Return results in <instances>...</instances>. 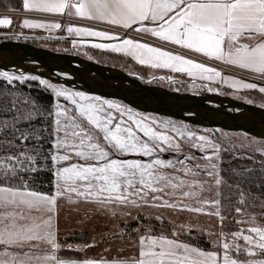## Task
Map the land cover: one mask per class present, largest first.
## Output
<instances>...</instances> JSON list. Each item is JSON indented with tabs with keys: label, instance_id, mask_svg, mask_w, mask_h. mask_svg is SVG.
Returning <instances> with one entry per match:
<instances>
[{
	"label": "snow or ice",
	"instance_id": "1",
	"mask_svg": "<svg viewBox=\"0 0 264 264\" xmlns=\"http://www.w3.org/2000/svg\"><path fill=\"white\" fill-rule=\"evenodd\" d=\"M23 8L29 11L58 13L74 9L77 16L106 21L124 29H132L133 25L139 24L140 27L135 28V31L150 33L164 41L203 53L216 60L226 58V63L249 69L264 78V0H23ZM11 24L10 17L0 18V26ZM23 24L30 28L44 26L27 19ZM52 27L59 29L62 25L56 23ZM67 31L78 35L120 39L107 31L90 28L69 26ZM242 40L249 42L244 43ZM93 46L133 54L146 51L152 55L148 61L140 59V63L151 62L153 67L172 68L176 72H187L190 76L193 74V68L199 70L204 79L211 80L221 75L215 68L206 67L203 63H196L183 55L162 51L160 48L136 43L131 39H123L122 44ZM205 73L209 75L205 76ZM0 77H4L9 84L13 80L23 82L21 77L9 75L6 71L0 72ZM23 79L36 80L38 77ZM40 83L47 82L40 80ZM243 87L255 89L257 86L247 83ZM54 91L56 96L71 99L76 105L78 115H69L66 109L55 113L56 138L53 147L63 149L64 154L58 153L51 159L54 163L68 162L72 160L74 153L83 163H71L55 171L54 194L30 189L28 183L23 181L22 174L40 170L37 167L38 157L27 151V142L33 139L32 132L22 131L17 124L22 121L30 122L33 117L31 114L23 118L16 116L11 125L7 121H0V137H3L6 131L15 134L14 139L0 142V249H3L0 250V264H264V224L259 222L264 220V198L256 197L251 192L246 195L239 185L236 186L241 197L238 203L246 205L247 199L251 197L254 201L251 207L257 208L258 201L259 211L249 214L245 207L234 209L241 217L236 221L237 225L253 226L231 233L221 231L222 237L232 238L231 243H222V256L219 250H202L198 246L179 241L175 238L178 235L175 230L172 233L173 238L153 235L149 230L145 235L139 236L135 257L112 260L60 257L58 253L72 250V246L65 247L59 243L58 230L54 227L52 214L57 208L58 198L66 197L71 203L73 194L77 198L94 201L104 208H112L114 216L117 214L116 208L167 207L202 213L207 205L214 209L207 214L220 217L221 224L225 217L221 214V200L200 199L201 191L207 184V181L198 179L200 175L213 178L216 187L223 183L217 171L218 165L213 162L220 149L208 137H196L193 132L187 133L191 147L202 154L206 148L212 150L211 155L202 157L206 161L202 167L196 162L194 154H183L180 144L172 137L154 131L143 120H136L135 126L147 140H141L131 127H122L123 112L120 113L121 119L115 123L113 130L110 125H113L117 117L112 112H105L103 107L106 104L109 109L117 108L118 105L111 101L105 100L99 105L77 104L76 100L72 99L73 96L84 100L90 98L83 92L68 94L62 89ZM259 91L264 92V87H260ZM2 95L10 96L0 93V96ZM94 99L99 100V97ZM57 108L59 109V105ZM10 110H17V101L14 99H10ZM61 117L64 118L63 121ZM128 119L132 120V116L129 115ZM175 131L180 136L184 135L179 129ZM99 133H103V136ZM35 139L41 138L37 136ZM17 140L24 146L23 150L16 144ZM162 144L166 147L161 146ZM14 148L17 152L11 154ZM256 151L264 155V149L258 148ZM165 152H171L176 158H161L160 154ZM130 154L153 159L143 161L112 158L113 155L119 157ZM177 154L182 155V158ZM168 169L171 171H164ZM17 180L21 181L19 185L13 183ZM185 188L188 190H184ZM165 196L174 199L169 202L164 199ZM184 197L194 198L196 206L184 203ZM125 215L130 216L131 213ZM156 219L160 220L161 217L157 216ZM139 231L140 229L134 230ZM95 246V243H91L84 247ZM76 251H80L79 246ZM241 255H244L245 259H240Z\"/></svg>",
	"mask_w": 264,
	"mask_h": 264
},
{
	"label": "rangeland",
	"instance_id": "2",
	"mask_svg": "<svg viewBox=\"0 0 264 264\" xmlns=\"http://www.w3.org/2000/svg\"><path fill=\"white\" fill-rule=\"evenodd\" d=\"M0 9L13 8H10V6H0ZM3 17L5 16L0 15V18ZM8 17H10L13 22V18L11 16ZM20 24L22 25L23 22H20ZM32 29H36V27H32ZM18 31L20 34L12 35L9 29L1 30L0 28V40L4 38L23 40L39 46L50 48L54 51L85 55V52H83V48H80L76 44H73L71 42L60 40L54 37L39 36L35 33L20 32V30ZM89 53V56H92L97 62L106 64H109V62L118 63L119 68L123 69L129 75L142 80V82L146 84L162 86L170 90L185 93H219L222 95L230 96L234 99L261 105L264 107V92L259 91V88L264 87V85H262V83H259L258 81H249L247 79L240 78V75H231L234 76V78L237 80V83L231 89L222 88L220 86L218 88V86H216V82H222L223 77L226 76L225 74L219 76L217 80L216 76L215 78L208 80L211 81L210 84H194L190 83L188 79H186L181 74L141 68L133 64L130 60L122 57L102 55L95 52L92 53L90 51ZM25 62H27L26 66H30L31 60L29 59V57L27 59L25 57ZM34 66L35 68L40 69V72H42L43 74H37L27 71L19 73L12 70L0 69V72L6 71L9 75L19 76L22 78L23 82H21V80H13L11 83V86L13 87L18 84L24 83L27 80H32L23 78H30L33 76L38 77V79H36L35 81H38L43 88L51 91L55 98L54 109L52 112L53 122L50 128L47 125H43V128L38 127V129L36 130H31L29 127L24 126L18 127L22 131L32 132L33 139L27 142V151L29 154H35L38 157L37 167L40 170L35 173L22 174L23 181L28 183L30 189H32V182H36L38 184L46 182L42 179V177H39V173H41L42 171H50L53 174V190L51 193L46 194H54L56 191V177L54 175L55 171L60 167L69 166L71 163H83V161H81L78 157H75L74 153H72V160L68 162L59 161L54 163L51 159L53 155H57L58 153L64 154L63 149H57L53 147L56 138V133L54 131L56 127L55 113L60 109H66L68 110L69 115H78V113L76 112V105L72 103V100L66 99L64 96H56L54 89H62L68 94L83 92L87 97L90 98L84 100L80 97L73 96L72 99H75L77 104L95 103L99 105L105 100L111 101L113 104L118 105V107L109 109L106 104L103 105V107L105 112H112L113 115L117 117V119L113 122V125H110L113 130L115 128V123L119 122V120L121 119L120 113L123 112L124 115L122 119L124 121V124L122 125V127H131L136 135L141 138V140H147V138L144 137L143 134L140 133L135 126L136 120H143L144 123L148 124L154 131H158L172 137L175 142L180 144L183 154H194L197 158L196 162L199 163L202 167L206 163V161L202 157L204 155H211L212 150L206 148L205 152L202 154L197 149L191 147L190 138L187 136V133L193 132L195 133L196 137H199L201 135L206 136L220 149L219 154L214 157L213 162L217 163L218 165L217 171L220 173V178L222 179L223 183L219 187H216L214 185L213 178H209L203 174L200 175L198 179L201 181H207V184H205L204 186V190L201 191L200 199L221 200V214L225 217L222 224L220 223V217L207 214L208 212L214 211L212 207L207 205L205 206V211L202 213H194L186 210L180 211L178 209H169L167 207H126L122 209L116 208L115 211L117 214L114 216L112 215V208H104V206L99 205L94 201H86L83 198L75 197V194H73V202L71 203L67 200L66 197L58 198L57 208L52 214L54 227L58 231L75 230V232L71 233V235L78 231L86 232L90 235V242L88 244L95 243L96 246L85 248V244H80V242H76L77 244H72L69 242H61L60 240L61 245L65 247L71 245L72 249L75 250L79 246L80 251L76 252H80L81 255L84 256H97L103 253L114 255L119 253L116 247L121 246L123 244V240L126 243L125 245L127 249V243L129 241H134L133 239L137 241L140 235H145L149 230H151V234L153 235H164L169 237H172V233L175 230L178 233L175 238L184 240L189 243L196 242L199 244L201 242H208L210 244V249L213 250L214 247L222 246L223 242H232V238L230 236L222 237L220 235L221 231H223L224 233H231L239 230L240 228L253 226L252 224L237 225L236 221L238 219H241V217L235 213L234 209L236 207H245L247 213L255 214L259 211V202L257 201V208L253 209L251 205L254 201L251 197H249L247 199L246 205H240L238 201L241 197L240 193L236 190V186L239 185L247 195L251 191L245 189V187H243L244 184H246V182H252L254 180L255 182H257L259 180L255 179V177L259 178L258 173H254L256 170L260 171V173H264V155H261L258 151H256V149L258 148L264 149V139L252 136L243 131L225 130L219 127L209 128L190 124L183 120L175 119L172 117L140 111L121 100L106 98L84 90H80L76 87L69 86L62 80H54L51 77L52 75H55L52 71L46 70L38 64H35ZM55 76L58 77V75ZM40 80H44L47 83L41 84ZM67 80L70 84H78L74 78L68 77ZM213 80H215V82ZM245 80L249 83L255 84L257 87L255 89L243 87L244 84H247ZM213 82L215 84H213ZM3 83L5 85H9L8 81L4 77H0V85L3 86L2 88H0V93L4 92ZM49 85H52L53 87H49ZM6 92H10V89H8ZM3 96L4 95L0 96V98H2ZM17 96L20 97L21 95L17 94ZM96 97H99V100L94 99ZM23 99L25 100L26 98ZM2 104L7 105L6 102ZM57 105H59V109L57 108ZM23 110L26 115L31 114L32 117L36 115V111L30 106H27ZM129 115L132 116V120L128 119ZM60 119L63 121L64 118L61 117ZM0 121H7L9 125L12 124L10 119L0 118ZM173 126H175V128ZM175 129H179L184 133V135L180 136L177 131H175ZM99 135L102 137L103 133H99ZM121 135H124V133H121ZM14 136L15 134L13 132L6 131L3 137H0V142H2L3 140L14 139ZM37 136L41 139L36 140L35 137ZM49 143L51 144V146H49ZM16 144L20 145V141L17 140ZM161 146L165 145L162 144ZM23 148L24 146L20 145V150H23ZM16 152L17 149L15 148L11 150V154H16ZM165 153L172 154L171 152ZM177 155L181 156L182 158V155ZM112 158L143 160L140 156L135 154L120 155L119 157L113 155ZM151 159H144L143 161H149ZM164 171L170 172L171 169ZM188 179H191V177H188ZM13 183L19 185L21 181L17 180ZM184 190L188 189L185 188ZM193 190L200 191L199 189ZM252 194L255 195L254 192ZM177 196H179V192L177 193ZM255 196L258 197L257 195ZM164 199L172 202V199L174 198L165 196ZM183 202L196 206L195 199L191 197H184ZM129 212L131 213L130 216L125 215V213ZM157 216L161 217V219L157 220ZM259 222L261 224H264V220H260ZM181 226H183L182 229ZM136 229H140V231L134 232V230ZM68 236H64L63 238H66ZM217 241H220V243H218ZM238 242L244 243L243 241ZM123 248L124 247H122V249ZM240 259H245V256L241 255Z\"/></svg>",
	"mask_w": 264,
	"mask_h": 264
},
{
	"label": "water",
	"instance_id": "3",
	"mask_svg": "<svg viewBox=\"0 0 264 264\" xmlns=\"http://www.w3.org/2000/svg\"><path fill=\"white\" fill-rule=\"evenodd\" d=\"M20 51L22 60L15 64L8 55ZM26 59L31 60L26 66ZM35 64L52 71L55 80L106 98L117 99L144 112H151L190 124L243 131L264 139V107L219 93L196 94L146 84L123 69L103 64L81 54L54 51L31 42L4 38L0 40V69L43 74ZM78 84H70L67 78ZM163 158L176 157L161 153ZM144 159L145 158L140 156ZM181 158V156H179Z\"/></svg>",
	"mask_w": 264,
	"mask_h": 264
},
{
	"label": "crops",
	"instance_id": "4",
	"mask_svg": "<svg viewBox=\"0 0 264 264\" xmlns=\"http://www.w3.org/2000/svg\"><path fill=\"white\" fill-rule=\"evenodd\" d=\"M0 15H3L5 17L11 16L13 18V22L9 26H3L1 30H8L11 32V34H20V32H28V33H35L39 36H47V37H54L60 40H65L67 42H71L73 44H76L78 47L83 48L85 52L84 56H88V58L94 60L92 56H89V51L92 53H98L102 55H108V56H117L122 57L130 60L133 64L137 65L141 68H148L158 71H168L173 72L176 74L183 75L190 83L194 84H210L211 81H208V79L202 78L200 71L193 68L192 72L193 74L190 76L187 72H176L172 68H165V67H153L151 62L146 63H140V59H144L145 61L149 60V57L152 55L150 53H147L146 51H137L134 54L131 52H116L113 51L111 48H97L94 47V44H122L123 39H131L136 43H145L148 44L151 47L160 48L162 51H170L173 54H180L183 55L186 59H192L196 63H203L206 67L215 68L217 71L221 73V75L225 74L226 76L223 77L222 82H216V86L222 87V88H229L231 89L235 84L237 83V80L234 78V75H240V78L247 79L249 81H258L259 83H262L264 85V78L260 76V74L255 73L249 69H243L239 68L238 66L230 65L226 63V58L222 60H216L213 58H210L206 56L203 53H196L192 50L186 49L182 47L181 45H176L174 43L164 41L158 37L152 36L150 33H144L142 31H135V28L140 27L139 24L133 25L132 29H124L122 26L112 25L106 21H100V20H91L86 17H80L75 15L74 9H67L63 13L58 12H43V11H29L25 10L23 8V0H21V5L19 9H14V11H10V9H0ZM67 16V19H65ZM25 19L43 24V27H36V29H32V27H26L24 24H20V22H23ZM59 23L62 25L61 28L57 29L52 27L53 24ZM69 26L72 27H80V28H90L92 30L96 31H107L112 36H118L120 39H107L103 37H93L88 36L84 34H76L75 32L69 33L67 31V28ZM12 30V31H11ZM244 43H248L247 40H242ZM205 76L209 75V73H205ZM220 75V76H221ZM215 78V77H214ZM219 78V76H216V80ZM222 78V77H221ZM239 79V78H238ZM215 82V80H213ZM246 81V80H245ZM213 82V84H215ZM249 83L248 81H246ZM74 231H58V240L60 243L61 238L64 236L71 235V233ZM169 237V236H167ZM173 238V237H169ZM178 239V238H176ZM134 241H129L127 244L126 249V243L123 240V244L121 246H117L116 249L118 250V254L114 255H108V254H100L97 256H81V257H64L62 256L61 252L58 253V255L62 258H73V259H85V258H94V259H107L112 260L116 258H129V257H135L137 255V241L133 239ZM181 242H186L184 240L178 239ZM189 243V242H187ZM192 246H198L194 243H189ZM42 247H44L42 245ZM122 247H124L122 249ZM201 248L200 246H198ZM126 249V250H125ZM202 250H205L201 248ZM3 250V249H0ZM212 250V249H209ZM213 250H219V254L222 256V246L214 247Z\"/></svg>",
	"mask_w": 264,
	"mask_h": 264
},
{
	"label": "trees",
	"instance_id": "5",
	"mask_svg": "<svg viewBox=\"0 0 264 264\" xmlns=\"http://www.w3.org/2000/svg\"><path fill=\"white\" fill-rule=\"evenodd\" d=\"M20 5L21 0H0V6H10V8L19 9ZM108 65L119 67L118 63L115 62H109ZM2 87L3 86L0 85V88ZM8 89H10V92H6ZM3 93L10 94V96L4 95L2 98H0V118L10 119L11 122H13V118L16 116H20L21 118L27 116L23 109L27 106H30L36 111V115L33 116V119L30 122L22 121L18 123L17 127L24 126L29 127L31 130H36L38 127L43 128V125H47L49 128L52 126V112L54 109L55 98L53 93L46 88H43L38 81L27 80L26 82L18 84L14 87L11 86V84H4ZM17 94H20L21 96L18 97ZM23 98L26 99L24 100ZM10 99L17 101V110H10ZM24 101H27L28 103H24ZM4 102H6L7 105L2 104ZM49 146H51L50 143ZM254 173H258L259 178L255 177V179L259 180L257 182H255V180L252 182H246L243 187H245L247 190H250L252 193L254 192V194L258 197L264 198V173H260L258 170H256ZM39 177H42V179L46 182H42L41 184L32 182V189L44 193H51L53 190L52 172L42 171L39 173ZM61 242H69L72 244H77L76 242H80V244L83 243L87 245L90 242V235L86 232L78 231L73 235L61 239ZM194 244H197L205 250L210 249V244L208 242H201L199 244L194 242ZM61 254L64 257L83 256L80 252H76L75 249L62 251Z\"/></svg>",
	"mask_w": 264,
	"mask_h": 264
},
{
	"label": "bare ground",
	"instance_id": "6",
	"mask_svg": "<svg viewBox=\"0 0 264 264\" xmlns=\"http://www.w3.org/2000/svg\"><path fill=\"white\" fill-rule=\"evenodd\" d=\"M8 57L12 58L15 64H19L22 60V53L20 51L12 52L8 55Z\"/></svg>",
	"mask_w": 264,
	"mask_h": 264
},
{
	"label": "built area",
	"instance_id": "7",
	"mask_svg": "<svg viewBox=\"0 0 264 264\" xmlns=\"http://www.w3.org/2000/svg\"><path fill=\"white\" fill-rule=\"evenodd\" d=\"M65 19H67V16H66V18Z\"/></svg>",
	"mask_w": 264,
	"mask_h": 264
},
{
	"label": "flooded vegetation",
	"instance_id": "8",
	"mask_svg": "<svg viewBox=\"0 0 264 264\" xmlns=\"http://www.w3.org/2000/svg\"><path fill=\"white\" fill-rule=\"evenodd\" d=\"M100 63H102V62H100ZM104 64V63H103Z\"/></svg>",
	"mask_w": 264,
	"mask_h": 264
}]
</instances>
